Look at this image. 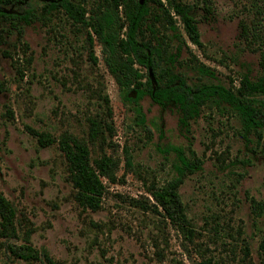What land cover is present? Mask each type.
<instances>
[{
  "label": "rangeland",
  "instance_id": "1",
  "mask_svg": "<svg viewBox=\"0 0 264 264\" xmlns=\"http://www.w3.org/2000/svg\"><path fill=\"white\" fill-rule=\"evenodd\" d=\"M210 3V14L197 16L200 47L179 21L172 32L186 83L237 87L243 74H264V0ZM40 4L11 0L0 9L21 13ZM241 21L253 33L246 40ZM85 31L62 14L15 27L0 20V193L15 228L0 229V264H44L43 253L57 264H264V219L252 203L264 202V132L245 138L231 111L212 105L185 131L173 105L147 95L138 100L144 124L135 125L99 44L92 37L90 47ZM90 119L100 122L94 138ZM28 129L55 141L41 147ZM64 133L86 143L90 162L101 155L117 161L114 180L102 178L94 210L75 198L57 145ZM174 148L198 163L178 186L190 232L169 222L148 194L174 176ZM22 245L38 258L25 261L7 248Z\"/></svg>",
  "mask_w": 264,
  "mask_h": 264
},
{
  "label": "trees",
  "instance_id": "2",
  "mask_svg": "<svg viewBox=\"0 0 264 264\" xmlns=\"http://www.w3.org/2000/svg\"><path fill=\"white\" fill-rule=\"evenodd\" d=\"M38 1L41 4L37 9L30 6L21 13L0 9V20L15 27L19 22L27 24L32 19L44 20L50 15L62 14L71 24L84 28L88 45L91 47L92 37L99 44L103 64L114 79L121 100L130 105L135 125L144 124L138 100L147 95L161 107L173 105L177 121L185 131L202 106L212 105L228 108L238 120L245 138L250 134L259 138L264 132V102L256 99V95L264 96V74L252 79L243 74L237 87H225L211 82L189 85L177 70L175 63L178 64L179 47L175 46L173 50L171 38L175 23L179 21L189 40L200 47L197 16L210 14V0ZM10 2L0 0V7ZM239 26L242 39L253 36L244 22L241 21ZM258 50V65L264 69V45ZM99 124L98 120L90 119V138L97 135ZM28 130L41 147L55 141L48 133ZM57 145L64 155L77 202L82 207L96 209L103 194L102 178L114 180L117 161L101 155L90 162L86 143L67 133L57 139ZM174 151L177 160L173 165L174 176L159 186L151 187L148 194L169 222L190 232L178 186L186 173L193 172L197 162L189 161L179 148H174ZM124 155L125 164L130 165L126 149ZM252 203L264 219V202L252 200ZM12 219L13 208L0 193L1 234L15 232ZM7 248L25 261L38 258L29 245L14 250L10 246ZM42 257L44 264H57L46 253Z\"/></svg>",
  "mask_w": 264,
  "mask_h": 264
}]
</instances>
